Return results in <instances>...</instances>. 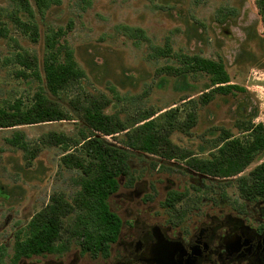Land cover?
Wrapping results in <instances>:
<instances>
[{
	"label": "rangeland",
	"instance_id": "rangeland-1",
	"mask_svg": "<svg viewBox=\"0 0 264 264\" xmlns=\"http://www.w3.org/2000/svg\"><path fill=\"white\" fill-rule=\"evenodd\" d=\"M255 2L0 0V109L20 102L26 110L40 93L68 115V120L0 129V247L6 249L1 264H13L15 234L27 236L30 221L56 199L67 208L59 219L58 244L79 242V233L93 229L85 204L76 200L80 182L96 171L89 174L63 161L72 155L93 164L76 146L87 131L72 105L77 100L104 101V113L129 133L150 118L171 148L188 156L185 161L178 156L167 160L123 148L118 142L122 135L101 137L108 145L136 153L129 160V177L119 178L121 191L134 183L140 189L148 185L158 204L164 188H171L184 194L179 210L224 203L230 212L264 223V202L245 200L238 184L264 155L239 176L223 179L196 173L185 164L188 159H211L227 138L246 142L249 122L264 128V31ZM165 47L169 55L161 54ZM68 50L84 77L52 95L44 79L47 59L56 54L63 61ZM187 55L221 63L231 84L243 92L214 94L206 102L209 76L178 72ZM116 202L109 197V208ZM47 260L32 259L38 264Z\"/></svg>",
	"mask_w": 264,
	"mask_h": 264
},
{
	"label": "trees",
	"instance_id": "trees-1",
	"mask_svg": "<svg viewBox=\"0 0 264 264\" xmlns=\"http://www.w3.org/2000/svg\"><path fill=\"white\" fill-rule=\"evenodd\" d=\"M43 3V0H36ZM262 29L264 31V0L255 2ZM169 55V47L161 51ZM181 74L201 72L210 78V90L203 99L209 101L214 94L226 96L235 91L243 92L241 87L231 84L230 78L221 63L202 59L198 56H183ZM84 77L83 71L77 67L71 51H65L63 61L56 54L47 59L44 79L49 93L57 95L60 91L77 83ZM37 99L26 110H22L20 102H16L9 110L0 109V129H12L20 126H33L47 122L68 120V115L56 104L36 94ZM73 108L81 115L87 131L82 132V139L77 143L93 164L85 165L83 160L72 155L63 157L67 165L91 174L80 182L81 191L76 203L82 202L87 210L88 219L94 224L93 229H86L78 234V241L84 250H100L117 238L121 221L109 210L108 199L119 189V178L129 177V160L133 154L130 151L160 156L167 160L178 158L185 161L188 156L178 154L167 143L165 134L156 129L150 118H144L132 133L114 117L104 113L106 103L99 99H89L85 102H72ZM249 133L246 142L226 139L218 153L209 160L188 159L186 167L196 173L212 178H231L239 176L255 160H261L264 155V128L261 124L249 122L245 127ZM122 135L119 144L126 149L108 145L101 137L114 138ZM61 144V141H56ZM88 175V174H87ZM130 184H131V178ZM238 184L243 198L247 201L264 202V161L256 165L246 176L238 178ZM183 193L170 192L165 203L181 201ZM67 209L58 199L54 200L49 209L37 214L28 224V235L23 241H16L13 247L14 262L22 256H42L64 249L56 246L59 240L60 216ZM98 229V230H97ZM94 232H93V231ZM70 242V241H67Z\"/></svg>",
	"mask_w": 264,
	"mask_h": 264
},
{
	"label": "flooded vegetation",
	"instance_id": "flooded-vegetation-1",
	"mask_svg": "<svg viewBox=\"0 0 264 264\" xmlns=\"http://www.w3.org/2000/svg\"><path fill=\"white\" fill-rule=\"evenodd\" d=\"M170 192L174 190L164 188V200L158 204L148 185L140 189L134 183L111 195L117 202L109 210L119 217L121 227L106 248L84 250L79 242L66 241L56 243L62 250L14 262V244L26 237L16 233L11 261L38 264L32 259L46 256L44 264H264V223L230 212L224 203L182 211L181 201L165 203ZM5 255V247H0V264Z\"/></svg>",
	"mask_w": 264,
	"mask_h": 264
}]
</instances>
